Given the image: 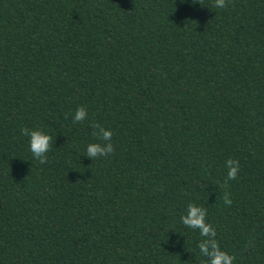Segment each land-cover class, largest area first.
Returning a JSON list of instances; mask_svg holds the SVG:
<instances>
[{
    "label": "trees",
    "instance_id": "1",
    "mask_svg": "<svg viewBox=\"0 0 264 264\" xmlns=\"http://www.w3.org/2000/svg\"><path fill=\"white\" fill-rule=\"evenodd\" d=\"M200 2L0 0V264H203L190 201L264 264V0ZM97 125L113 152L90 160Z\"/></svg>",
    "mask_w": 264,
    "mask_h": 264
},
{
    "label": "clouds",
    "instance_id": "2",
    "mask_svg": "<svg viewBox=\"0 0 264 264\" xmlns=\"http://www.w3.org/2000/svg\"><path fill=\"white\" fill-rule=\"evenodd\" d=\"M185 0H181L184 3ZM190 4H200V0H187ZM213 8L223 9L226 6V0H213ZM87 111L83 106H77L72 113V123L77 124L82 122L87 117ZM97 131L94 133L97 141L88 142L85 145L83 156L90 160L110 155L113 152V145L111 143L112 131L102 126H96ZM21 132L28 138V148L34 160L44 164L47 162V153L52 146V136L40 127L22 128ZM225 169V184L228 181L237 179L240 171V164L238 160L228 158L224 161ZM231 198L227 192L223 195L224 206H230ZM207 209L195 203L188 202L184 212L180 215V222L189 229L196 230L201 237L197 244L199 255L202 258L203 264H234L235 256L223 250L216 239L217 231L215 227L207 220Z\"/></svg>",
    "mask_w": 264,
    "mask_h": 264
}]
</instances>
